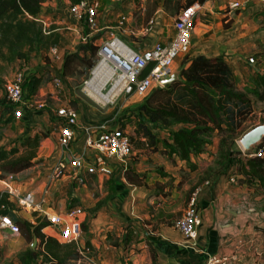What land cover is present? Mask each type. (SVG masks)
I'll return each instance as SVG.
<instances>
[{
  "label": "crops",
  "instance_id": "0c3cea01",
  "mask_svg": "<svg viewBox=\"0 0 264 264\" xmlns=\"http://www.w3.org/2000/svg\"><path fill=\"white\" fill-rule=\"evenodd\" d=\"M73 1L47 0L38 13L49 23V27L56 26L61 38L56 45L57 53L51 47L33 53L30 57L32 63L40 65H36V68H47L53 74L57 68H62L67 47L78 50L82 33L68 11ZM176 1L156 0L155 12L151 16L153 27L145 33V23L138 24L135 18V10L145 9L143 0H99L102 36L113 31L139 51L150 49L158 42H167L176 34V15L186 10L178 11L174 7ZM179 1L183 3L185 0ZM233 1L205 0L191 5L196 10L191 47L187 53L175 59L174 71L181 69L183 55H188L184 63L200 53L222 55L232 67L240 88L254 86V77L264 72V0H240L239 7L230 6ZM119 4L120 9H114ZM122 16L125 18L120 24ZM226 22H230V25L226 26ZM251 55H255L256 61H249ZM38 85L37 92L46 98V105L38 107L30 104L22 119L8 123L10 126L21 125L20 131L24 136H41L36 148L37 161L20 172L2 177L0 182L4 188L0 193L9 192L18 205L12 192L14 189L33 191L40 205L32 211L26 210L23 217L30 220L37 217L48 220V213L64 214L73 205L82 206L84 212L72 221L78 234L77 239L72 241L77 242L81 252L74 264H152L153 256L158 264H204L212 254L231 255L236 257L238 264H264V185L259 184L258 178L250 183L240 181V177H245L244 173H230L237 170L236 164H233L230 172H213L203 181L196 180L202 173L199 170L215 160L220 141L217 131L207 148L193 154L190 159H178L177 163H173L154 152L153 157L168 175L151 171V165L143 158H129L123 162L103 157L93 146L87 145L84 135H81L72 144L71 153L83 154L86 159L84 166L78 170L67 156V171L56 177L52 175L53 168L63 153L59 143L60 123L55 109L66 101L62 88H56L45 75ZM128 100L130 105H136L134 109L141 103L132 95ZM2 113L3 105L0 103V115ZM116 114H107L93 121L121 125L124 118ZM91 121L80 114L79 122L82 125ZM150 125L158 137L173 128L153 122ZM141 137L146 138L144 135ZM166 139L171 141L169 135ZM2 140L0 143L5 144ZM96 162L99 166H107L108 170L99 168L91 171L90 165ZM187 162H194L198 167L191 171L187 168ZM128 167L143 175L147 184L169 181L170 192L150 195L151 188L146 184H136L125 177L124 170ZM185 171L187 177L182 174ZM191 184L200 187L198 211L201 223L195 239L185 237L176 224L180 215L174 217L172 213L177 208L184 211L188 205ZM83 219L87 224L82 222L83 227H80ZM1 230L14 234L21 232ZM43 231L61 242H69L61 238L58 229L50 225V220ZM23 236L21 238L25 239ZM35 239L38 241L35 237L32 243ZM36 246L32 247L31 244L32 248Z\"/></svg>",
  "mask_w": 264,
  "mask_h": 264
},
{
  "label": "trees",
  "instance_id": "16d2710c",
  "mask_svg": "<svg viewBox=\"0 0 264 264\" xmlns=\"http://www.w3.org/2000/svg\"><path fill=\"white\" fill-rule=\"evenodd\" d=\"M46 1L0 0V72L6 67L3 63L9 64L16 59L28 62L35 51L49 49L60 42L61 33L56 26L45 28L37 18ZM196 1L203 3L205 0H187L184 4L178 0L174 7L178 11L187 9ZM151 16L152 14L148 15L146 21ZM225 25H230V22ZM88 31V26L81 29L82 35ZM101 36V32L93 34L87 41L79 44L78 50L67 49L62 64L63 78L78 71L81 64L94 65L93 58L99 50V44L95 40ZM41 71L36 70L27 79L26 95L27 87L35 88L37 92L43 74ZM180 75L179 79L170 84L154 87L131 113L143 120V135L149 141L157 143L158 134L150 122L173 126L168 131L171 141H166L165 149L171 161L177 163L178 159H190L193 154L204 151L217 131L221 138L214 160L215 169L202 176L201 181L213 172H230L233 164H236L237 170L230 173H244L245 177H240V181L256 177L259 184L264 185V138L251 150L235 146L238 135L245 130V120L254 112L255 98L264 99V72L254 77V86L240 88L232 67L222 55L200 53L182 65ZM5 84L0 74V87H5ZM2 103L4 108L0 115V129L15 119L14 105L8 100ZM124 124L122 122V127ZM40 137L39 134L22 135L19 142L30 147V150L23 152H20L21 144L17 140L10 145L0 143L1 178L20 172L37 161L35 156ZM259 148L262 149L261 153L256 151ZM160 172L162 175L169 174L163 168ZM124 175L133 183L147 185L145 177L133 167L125 168ZM196 186H193L191 193ZM16 209L18 205L10 197V193H0V214H9L28 240L38 238L36 248L30 246L19 253L22 264H74L73 261L80 257L76 241L61 242L43 231L49 220L44 217L20 219ZM8 264H14V261L10 260ZM152 264H158L154 256Z\"/></svg>",
  "mask_w": 264,
  "mask_h": 264
},
{
  "label": "built area",
  "instance_id": "2783aa9c",
  "mask_svg": "<svg viewBox=\"0 0 264 264\" xmlns=\"http://www.w3.org/2000/svg\"><path fill=\"white\" fill-rule=\"evenodd\" d=\"M99 6V0H77L71 2L68 6V11L73 19L76 20L80 30L85 26L89 28V31L82 35L83 40H88L93 34L100 33L103 30L99 24ZM230 6L239 7L241 6V1L234 0L230 3ZM195 15L196 10L193 6L180 11L174 21L175 36L167 42H158L152 48L145 51L135 49L123 37L111 31V38L102 43L100 48L103 56L108 52L113 57L109 59L110 62H114V64H111L115 68V73L107 83V85L111 84L109 89L112 87L115 79H119L120 85L113 92L111 98H114L118 91L124 90L125 93L142 100L154 87L162 85L161 80L174 72L175 59L180 54H185L190 50ZM37 18L43 23L45 28H49V23L44 18L39 15H37ZM124 18L122 16L120 24H123ZM152 27L153 18L151 17L145 23L143 30L147 33L151 31ZM56 47V45L51 47V50L55 53H57ZM249 61H256L255 55L249 56ZM95 67L93 68L92 75ZM38 69L30 67L28 64V66L17 72L13 80L6 81V95L8 102L14 105L15 119H22L25 115V110L30 104L43 107L47 103L44 96L35 99L33 95L29 98L26 95V81ZM62 73V68H57L56 72L52 74V81L56 85H62ZM55 111L60 123L59 143L62 148L63 157L54 165L52 175L58 177L67 171L66 159L68 157L73 166L78 170L84 166L86 161L85 156L83 154L71 153L72 144L81 135H84L87 145L93 146L101 156L106 158H115L127 162L129 157L135 152L131 135L122 125L112 126L108 121L95 122L93 120L88 124L82 125L79 122V111L68 103L60 105ZM256 151L261 153L262 149L259 148ZM99 168L104 171L108 170L107 166H99L97 162L90 165L89 169L97 171ZM0 179L3 178L0 177ZM199 188L198 185L194 188L188 205L176 222L178 228L189 239L197 237L198 226L201 223V216L198 211ZM12 192L17 198L19 206L27 211H32L40 205V202L31 190L21 192L18 189H14ZM83 212L84 208L82 206L74 205L69 207L64 214L48 213L47 218L50 220V225L58 229V233L64 241H72L77 239L78 236L72 221ZM0 228L9 229L13 232L20 231L18 224L9 214H0ZM204 264H238V261L236 257L231 255L212 254Z\"/></svg>",
  "mask_w": 264,
  "mask_h": 264
},
{
  "label": "rangeland",
  "instance_id": "374dc122",
  "mask_svg": "<svg viewBox=\"0 0 264 264\" xmlns=\"http://www.w3.org/2000/svg\"><path fill=\"white\" fill-rule=\"evenodd\" d=\"M187 0L183 1L182 4H184ZM145 3V9L141 11L140 9L135 10V18L137 20L136 23L141 24V23H147L146 19L148 15H151L155 12V2L156 0H143ZM181 2V1H180ZM121 5H115L114 9L118 10L120 9ZM151 12V14L149 13ZM80 30V29H79ZM82 33V32H81ZM83 34V33H82ZM117 34V33H116ZM111 33L108 35H103L102 37H99L96 39V43L99 44V50L96 54V56L93 58L94 60V65L90 66L88 63L81 64L78 67V71L74 72L73 74L67 76L66 78H63L62 85H56L52 81V73L49 71L47 68L40 67L42 71L40 73H43L42 76H46L47 81H51V83L56 87H61L63 90V99L66 101V103L74 106L77 108L79 113L82 115V118L87 117L90 119H101L102 116H105L107 114H115L124 117L122 122H124L123 128L131 135L132 138V143L134 145L135 152L129 157L130 159H136L139 160L141 158L145 159L148 165H151V171H157L158 173H161V168L164 169L162 165H160L159 161L156 160L153 157L154 152H157L159 156L166 157L167 159L171 160L170 157L166 153V136H168V133H162L161 136L158 137L157 143H153L149 141V139L146 137L143 139L141 136H143V130L141 126V122L143 121L138 117V115L132 117L131 113L133 112L134 107L136 105H130L129 103V94L125 93L124 90H120L116 93L114 98H111L110 101H106L105 103L98 101L94 99L89 93L88 90L86 89V81L91 77L93 68L97 65L99 60L103 57V53L100 51L102 43H104L107 39L111 38ZM72 37V36H71ZM72 39V38H71ZM80 40V39H79ZM87 41L83 40L81 37V41ZM76 44V43H75ZM79 44L77 47H79ZM71 47H67V49H70ZM82 54H84L83 51H81ZM33 55V54H32ZM88 56H91L89 53L87 54ZM89 58V57H88ZM188 55H183L181 57V64H184V62L187 60ZM30 62V63H29ZM90 62V61H89ZM28 63L30 67H35L40 66L39 63H32L31 59L28 60V62L23 61L22 59H16L13 62H10L9 64H5L6 67L0 72L2 78L4 79V83L9 80H13L17 74V72L21 71L25 66H28ZM112 64H114L113 61H111ZM4 65V66H5ZM110 83L106 87V91L110 87ZM58 86V87H57ZM28 94L27 97H33L35 99H39L43 97V95L38 94V92L35 91V88L31 89L30 87H27ZM148 95V94H147ZM146 95V96H147ZM146 98V97H145ZM144 98V99H145ZM144 99L141 100V103L144 101ZM8 100L7 95H6V88L5 87H0V103L3 105L2 102H5ZM15 120V119H14ZM142 120V121H141ZM264 121V99L259 100L255 98L254 100V112L245 120L244 122V127L245 130L243 133L238 135V138L236 140L235 146L238 148H241L243 150H247L244 148L242 145L240 138L242 135L251 129L252 127L263 123ZM9 125V124H8ZM4 126L2 129H0V134L2 136V142L5 144H13L15 140L19 144L20 137L22 136L21 130V125H9V126ZM217 134L221 136L218 132ZM214 137V136H213ZM221 138V137H220ZM220 142V141H219ZM255 145L251 148L254 149ZM250 149V150H251ZM30 150V147L22 145L21 144V150L20 152ZM214 166L215 163L214 161L211 164H208V166H203V169H200L202 173L197 176V181H201V177L204 176L207 173H210L214 171ZM195 167H198V165L194 162H187V168H190L191 171L195 170ZM211 167L213 169H211ZM182 168V167H181ZM188 172V170H186ZM186 171L183 172L182 174L186 176ZM198 173V172H197ZM196 173V174H197ZM151 174L150 176H152ZM211 175V174H210ZM184 178V177H183ZM256 178V177H255ZM255 178H248V183L255 181ZM170 180V179H169ZM154 181V180H153ZM151 184V183H150ZM147 184L148 188H151L149 190V194L152 195L154 193L157 194H162L166 195L167 192H170V184L169 181L166 183H153V184ZM153 185V187H152ZM181 185V184H180ZM191 184L189 192L192 190ZM166 187L168 188L166 190ZM4 188L3 183L0 182V190ZM166 192V193H165ZM22 216L26 215V210L19 206L18 204V209H16ZM173 216L177 217L183 213L182 209H175L173 212ZM87 220V218H86ZM82 221H80V227H83ZM0 228V264H8L10 260L14 261V264H22L19 253L24 250L27 247H30L32 244V241L28 240L27 238H21L23 236L22 231L18 234H14L11 232H3ZM2 231V232H1ZM24 237V236H23ZM38 242V241H37Z\"/></svg>",
  "mask_w": 264,
  "mask_h": 264
},
{
  "label": "bare ground",
  "instance_id": "6f19581e",
  "mask_svg": "<svg viewBox=\"0 0 264 264\" xmlns=\"http://www.w3.org/2000/svg\"><path fill=\"white\" fill-rule=\"evenodd\" d=\"M113 58L108 52L99 60L94 69L93 75L86 81V89L88 93L96 100L105 103L109 101L113 92L117 90L119 79L116 78L112 87L106 91V85L115 73V68L111 64L110 59ZM119 89V88H118Z\"/></svg>",
  "mask_w": 264,
  "mask_h": 264
},
{
  "label": "water",
  "instance_id": "95a60500",
  "mask_svg": "<svg viewBox=\"0 0 264 264\" xmlns=\"http://www.w3.org/2000/svg\"><path fill=\"white\" fill-rule=\"evenodd\" d=\"M180 74H181V69L175 70L174 72L171 73L170 76L165 77L161 80L162 85L170 84L174 80L179 79L181 76ZM263 138H264V122L246 131L240 138V141L245 149L250 150ZM16 213L18 218L24 219V217L18 211H16ZM36 244H37V239H35L34 242L32 243V247H35Z\"/></svg>",
  "mask_w": 264,
  "mask_h": 264
}]
</instances>
